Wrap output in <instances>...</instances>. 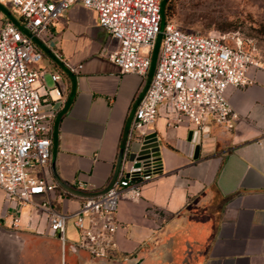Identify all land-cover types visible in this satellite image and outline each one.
I'll use <instances>...</instances> for the list:
<instances>
[{"label": "crops", "instance_id": "obj_1", "mask_svg": "<svg viewBox=\"0 0 264 264\" xmlns=\"http://www.w3.org/2000/svg\"><path fill=\"white\" fill-rule=\"evenodd\" d=\"M5 21L24 31L16 10L0 3V27ZM50 33L47 43L33 41L41 51L39 92L54 85L60 90L58 98L51 91L43 106L48 110L50 105L52 113L51 177L72 190L74 182H81L85 188L78 192L93 195L112 176L152 76V55L144 76L120 73L104 54L114 49L115 40L98 25L95 12L78 0ZM76 65L80 68L75 71L68 67ZM51 73L59 76L56 84ZM246 78L249 83L225 91L235 114L230 127L210 123L197 130L184 123L171 128L162 117L155 119L150 132L158 143L160 172L142 186L137 200H119L114 252L92 258L75 248L77 232L69 218L65 246L71 252H63L61 264H130L131 258L138 264H264V69L249 67ZM84 196L58 184L50 193L61 212L75 210ZM13 214L10 208L3 213L0 190V225L44 239L32 246L29 264H59L56 237L39 214L21 205L14 214L18 225L12 227Z\"/></svg>", "mask_w": 264, "mask_h": 264}, {"label": "built area", "instance_id": "obj_2", "mask_svg": "<svg viewBox=\"0 0 264 264\" xmlns=\"http://www.w3.org/2000/svg\"><path fill=\"white\" fill-rule=\"evenodd\" d=\"M75 0H0L16 10L25 32L9 21L0 27V190L3 213L27 204L44 220L50 235L65 246V224L71 218L77 237L72 244L92 258L114 252L118 223L114 212L121 199L137 200L142 186L156 175L151 153L140 155L143 137L162 117L167 127L191 123L204 130L210 123L230 127L235 114L225 96L229 86L249 83V67L264 69L241 40L214 31H185L166 21L160 26L161 0H78L95 12L96 21L116 42L104 52L120 73L144 76L156 37L160 40L149 84L128 128L115 177L103 192L82 197L71 212L54 208L50 193L57 187L49 166V122L53 91L38 90L41 51L33 37L47 43L50 27ZM55 54H60L54 50ZM75 71L80 65L68 66ZM56 84L59 76L50 74ZM42 87V85H41ZM48 96V97H47ZM133 153L132 158L129 155ZM74 182L73 189L84 190ZM10 225H18L16 215ZM63 262V260H62Z\"/></svg>", "mask_w": 264, "mask_h": 264}, {"label": "rangeland", "instance_id": "obj_3", "mask_svg": "<svg viewBox=\"0 0 264 264\" xmlns=\"http://www.w3.org/2000/svg\"><path fill=\"white\" fill-rule=\"evenodd\" d=\"M167 20L179 29L202 35L218 31L239 39L254 59L264 62V0H167ZM165 0H161V12ZM164 21V20H163ZM160 40L156 37L153 63ZM66 247V248H65ZM71 252L68 243L63 246Z\"/></svg>", "mask_w": 264, "mask_h": 264}, {"label": "water", "instance_id": "obj_4", "mask_svg": "<svg viewBox=\"0 0 264 264\" xmlns=\"http://www.w3.org/2000/svg\"><path fill=\"white\" fill-rule=\"evenodd\" d=\"M160 8H161V4H160ZM160 15H161V10H160ZM162 24L163 23L160 20V26H162ZM23 32L26 33L25 30ZM188 140H190L192 143L194 142L193 139L189 138ZM197 149H198L197 145L193 147V153H194L193 158L196 157ZM148 152L151 153L154 159V162L156 164V171L160 172V157H159V152H158V143L156 140L155 133L153 132L148 133L143 137V141H142V145L140 146L139 154L146 156ZM132 156H133V153L129 155L130 158H132ZM119 160H120V150L115 160L112 176L107 186L100 192H103L112 183L115 177V173L118 168ZM55 180L58 185L67 189L71 193H74L76 195H85V196L88 195V194H84V193L70 189L68 186H65L64 184H62L57 178ZM42 240L44 239L35 237V236L30 237L24 233L14 231V230H9L0 225V264H29V262L33 258L31 254L32 246H34L35 244H38ZM56 240H57V246H58L59 264H61L62 263V247H61L60 240L57 238ZM188 256H189V249L186 250V257ZM129 263L138 264V262H134L133 258L129 260Z\"/></svg>", "mask_w": 264, "mask_h": 264}, {"label": "trees", "instance_id": "obj_5", "mask_svg": "<svg viewBox=\"0 0 264 264\" xmlns=\"http://www.w3.org/2000/svg\"><path fill=\"white\" fill-rule=\"evenodd\" d=\"M167 12H168V3H167V0H165V5H164L163 10H162L161 15H160V17H161L160 19H161L162 23L169 21L166 19L167 18Z\"/></svg>", "mask_w": 264, "mask_h": 264}]
</instances>
